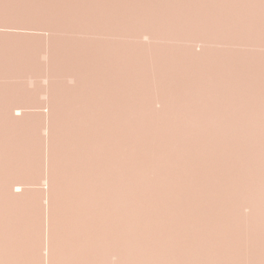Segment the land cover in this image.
I'll use <instances>...</instances> for the list:
<instances>
[{"label":"bare ground","instance_id":"1","mask_svg":"<svg viewBox=\"0 0 264 264\" xmlns=\"http://www.w3.org/2000/svg\"><path fill=\"white\" fill-rule=\"evenodd\" d=\"M22 1L35 5L30 8L23 3L19 9L13 2L14 9L1 1L5 5L0 12L10 19L41 17L48 31L47 36L40 35L49 40L50 76L72 69L77 88L69 91L73 84L65 87L67 80L62 85L61 78L63 87L51 91L46 86L47 93L52 92L46 102L53 111L49 108L50 123L43 128L40 118L45 113L38 112L36 117L30 109L36 111L38 107L31 105L39 106L37 99L45 87L39 93L27 87L38 97L10 79V70L16 74L30 68L28 48L25 43L10 48L9 40L0 42V182L4 187L9 182L7 188L13 185L16 177L10 167L19 165L15 175L20 172L17 176L22 180L20 184L17 177L16 183L25 189L14 184L13 191L26 190L25 182L30 181L29 187L42 188L34 187V192L40 193L36 203L43 204L35 207L39 204L32 198L33 186L24 191L27 194L15 191L20 197L24 193L23 200L29 204L25 215L19 195L12 197L22 211L18 205L19 210L13 209L12 189L0 188L6 191H0V264H39L36 259L41 257L46 264H67L72 255L76 257L73 264H88L85 258L91 243L106 247L95 244L96 250L109 252L107 258H116L113 264H264V0ZM59 31L91 35L65 38L63 32L54 34ZM5 33L3 37L13 32ZM92 34L111 39L92 40ZM31 35L15 34L19 39L35 34ZM193 42L203 43L200 51ZM34 61L35 65L39 59ZM38 80L34 84L40 87ZM43 105L39 108L45 109L47 104ZM179 121L191 126L179 127ZM137 133L143 137L139 141L153 146L149 143L144 150L142 141L138 149ZM249 134L257 135L248 139ZM172 137L182 149L177 144L178 151L173 147L177 142ZM170 139L175 141L173 150L168 147ZM43 147L51 148V161L45 166ZM21 165V171L27 166L28 172L21 173ZM40 166L46 168V175L42 176L44 169L36 168ZM45 199L48 204L43 203ZM42 206L48 219L39 218L53 225L47 232V224H39L41 219L36 217L43 214ZM18 211L24 217H18ZM31 212L36 216L31 217ZM32 220L44 227L43 233L38 227L32 230ZM61 222L69 224L67 229L57 227ZM34 232H39L35 239L47 233L46 240L43 236L35 240ZM41 239L46 241L43 245ZM45 247L50 254H44ZM93 258V264H103L104 256Z\"/></svg>","mask_w":264,"mask_h":264},{"label":"rangeland","instance_id":"2","mask_svg":"<svg viewBox=\"0 0 264 264\" xmlns=\"http://www.w3.org/2000/svg\"><path fill=\"white\" fill-rule=\"evenodd\" d=\"M1 1H3V3H4V1H5V4L10 3V4L7 5L8 7H9V6L12 7V6L14 5V6H13L14 9H15V6H16V5H17L16 8H19V9H20V8L22 7V4H23V3L25 4V6L27 5V7H30V8L34 7L33 5H35V4H26V2H25V1H22V0H21V2H20L19 0H11V2H10V0H8L7 2H6V0H0V5H2V6H0V7H3V6L5 5V4L3 5V3H2ZM192 1H193V0H192ZM192 1H191V2L188 1V2H190V4H191ZM220 1H221V3H222V0H220ZM244 1H246V0H244ZM251 1H252V0H250V2H251ZM13 2L16 3V5H15ZM185 2H186V0H185ZM188 2H187V4H188ZM223 2H224V1H223ZM233 2H234V1H233ZM246 2H248V0H247ZM250 2H249V3H250ZM19 3H20V5L18 6ZM193 3L195 4L194 1H193ZM193 3H192V4H193ZM234 3H235V2H234ZM24 4H23V5H24ZM40 5H43V4H40ZM46 5H47V4H44L43 6L46 7ZM49 5H50V4H49ZM51 5L53 6V5H55V4H51ZM57 5L60 6L59 4H57ZM62 5H63V4H62ZM64 5H66V4H64ZM67 5H71V4H67ZM79 5L82 6V4H75V6H79ZM83 5H84V4H83ZM86 5H88V4H86ZM20 6H21V7H20ZM47 6H48V5H47ZM13 7H12V8H13ZM76 8H77V7H76ZM77 9H78V8H77ZM91 9H92V8H91ZM89 12H91V11H89ZM89 12H88V14H90ZM78 13H79V12H78ZM95 13H96V12H95ZM0 14H1V16H0V19H1L0 22H2L3 19H5V21H6V22H5L6 24H3V23L0 24V32H1V31L4 32V33L6 32L5 34H9V33L11 34L12 32L14 33V34L12 33L11 35H7V36L4 35V37H3V35H2V34H4V33H2V34L0 35V42H1V44L3 45L5 42H7V41L9 40L10 42L8 41V45H7V46H9V44H10V48H11V47H16V48H18L19 45H20L19 48H21V47L24 46L25 44L28 45L27 47H26V45H25V48H26V50H27V48H28V50H27V52H28V57L30 58V60H31V62H32V63H31L29 59H28V60L26 59V60L29 62V65H30V68H28L29 70H28L27 68H26V69H22V70H16V74L13 73L14 70H12V71H11V70H10V71L8 70L9 72H12V73H10V79H11V77H12V79L14 80V82H13L12 79H11L12 81H11L10 79H8V81H9V82H10V81L13 82L12 84H18V82H19V84L21 85V88L24 86V88H22V90H24L26 93H31L32 95H33L34 92H36V93H39V91L41 92L42 90H44V87H45V92H46V94H48L47 96H46V94H44V93H45L44 91H43L42 93H40L41 95H40V94H36V93H34V96H38V97H39V95L41 96V99L39 98L40 101H43V102H44V100H45V102H44L45 104H44L43 102H40L39 99H37V101H38L40 107H41V105H43V104H44L45 106H46V104H47L46 107L43 105V106L45 107V109H44L43 107H42V108H43V109H42V108H39V106H36L37 103H36V104L34 103V105H33V104H32V100H29V101H30L29 103L32 104V105H31V104H30V105L33 106V109H35V107H38V108H36V111H37V112H36L35 110H32V109H30V112H31V111L35 112L34 115L38 114V112H40V113H41V112H44V113H45L46 116L43 114V117H42V118L44 119V116H45L46 121H45V119L43 120L42 118H40V116H41L42 113L38 115V118H40V121H43L42 123H43L44 125L46 124L45 126L41 124L42 127L45 128V127H47V126L49 125V123H50L49 120L51 119V117L49 118V116H50V112H49V111L52 109L50 103H47L48 100L50 99V98H49V95H50L52 92L49 93L50 91H49V89H46V86H49V87H47V88H50V90L53 91V88H54V87H56V86H60V85L62 84V81L66 79L67 82H65V83H67V85H66L65 87H68V85L72 83L73 85H69V87H70V86H71V87L74 86V88H73V87H72V88H71V87H70V88L68 87V90H69V91H73V90H75V88H77V87H75V85H74L75 78H72V77L75 75V71L72 70V69H70V70H66L67 72H63V71H62V73L59 72V74H61V75L63 74V76H61V75H59V74H58L59 76H55L57 79H58V77H59L58 80H56L55 77H51V76H50L51 68H50V66L48 65L49 62H48V64H47V61L49 60V57H47V56H48L47 53L49 52V50H48V49H49V40L46 39V37L43 36V35H45L46 33H48V31H46L47 27H46L45 25H43V21H44V20H43L41 17H39V19H38V17H36V16H32V17H27V16H26V17L28 18V19H26L25 16H22V17H19V18H17V17L15 16V17H16V20H17V19L19 20L20 18H25V19H24V20H25V21H24L25 23L22 22L23 19L21 20V22H20V20H19V23H18V21L15 20V17H13V19H10L8 16L5 15L6 13H2V12H0ZM94 15H96V14H94ZM96 16H97V15H96ZM1 17H5V18H1ZM6 17H8V18H6ZM34 17H35L36 19H35ZM11 18H12V17H11ZM33 18H34V20H33ZM59 18H60V17H59ZM7 19H8V21H7ZM9 19H10V20H9ZM29 19H30V20H29ZM61 19H62V18H60V20H61ZM11 20H13V21H11ZM14 20H15V22H17V23H15L16 27H18V26L21 25V23H22V24L24 25V26L22 25V27H23V28H26V29H25V30H24V29L21 30L22 27H20V26H19L20 28L18 27V28L15 29V28H14L15 25L13 26V24H14ZM26 20H27V21H26ZM32 20H33V21H32ZM36 20H37V21H36ZM62 20H63V19H62ZM9 21H11L10 23H12V24H10ZM34 21H35L36 23H35ZM41 21H42V22H41ZM27 22H28V23H27ZM31 22H32V23H31ZM7 23H8V24H7ZM37 23H38L39 25H38ZM40 23H41V24H40ZM9 24H10V25H9ZM17 24H18V25H17ZM36 24H37V26L39 27V29H38V27H35ZM1 25H4V27L1 26ZM11 25H12L13 27H12ZM26 25H28V27H27ZM30 25H32L33 28H32ZM5 27H7V28H5ZM8 27H11V28L8 29ZM29 28H30V29H33V30H30ZM35 28H36L37 30H35ZM7 30H8V31H7ZM10 30H11V31H10ZM39 30H41V31H39ZM20 31H21V33L23 32L24 34H27V35H30V36H32L31 34H35V35H33V36H34L33 38H31V37H30L29 39L24 38V39L27 41V43H26V41H25L23 38H21V39H22V40H21V39H19V37H16V36H15V34L20 33ZM36 31H37V32H36ZM43 31H44V32H43ZM15 32H16V33H15ZM45 32H46V33H45ZM61 32H63V34L65 33L64 31H61ZM61 32L59 31L60 35H59L58 32H56V33H54V34H55L56 36H62V33H61ZM28 33H29V34H28ZM40 33H42L43 35H40ZM66 33L68 34V36H65V35H67ZM66 33H65L64 36H62V37H65V38H66V37H70V36L72 37V35H73V36H76V35H77V37L79 36L78 38H81V35H82L81 33H74V34H71V33L69 34V32H66ZM78 34H79V35H78ZM80 34H81V35H80ZM13 35H14V37H15L16 39L13 37ZM36 35H37V36H36ZM39 35H40V36H39ZM69 35H70V36H69ZM89 35H91V34H88L87 36H89ZM92 35H93V37H92V36H90V37L92 38V40H94L95 35H94V34H92ZM102 35L105 36V34H102ZM35 36L37 37V39L35 38ZM45 36H47V34H46ZM87 36L84 35V33H83L82 38H83V37H86V38H87ZM97 36H98V37H97ZM97 36H96V37L99 38L100 35H97ZM2 37H3V39H2ZM9 37H12L11 40H10ZM38 37H39V38H38ZM77 37H76V38H77ZM90 37H89V40H91ZM96 37H95V40H96ZM17 38H18V40H17ZM82 38H81V39H82ZM86 38H84V39H86ZM101 38H103V36L100 37L99 40H98V39H97V40L100 41ZM105 38L108 39V41H109V39H111L110 37L105 36L101 41H104ZM4 39H7V40L4 41ZM12 39H13V40H12ZM14 39H15V40H14ZM34 39H35L37 42L39 41L40 44H39V42L37 43ZM39 39H40V40H39ZM28 40H30V41H28ZM32 40H33V41H32ZM46 40H48V41H46ZM144 40L147 41L148 38H144ZM16 41H18V42H20V43H18V42H16ZM21 41H23V42H21ZM24 41H25V42H24ZM67 41H68V40H67ZM105 41H106V40H105ZM3 42H4V43H3ZM31 42L34 43V44H31ZM35 42H36V43H35ZM45 42H46V43H45ZM47 42H48V44H47ZM22 43H23V44L25 43V44L23 45ZM41 43H43V44H41ZM68 43H69V42H68ZM97 43H101V44H102V42H97ZM1 44H0V45H1ZM17 44H18V46H16ZM29 44H30V45H29ZM38 44L41 45V46L45 44V45H48V47H47V46H43V47H46V48H43V47L39 46ZM192 45H193L194 47H196V49H197L198 51H200V49H201L202 46H203V43H202V42H193ZM7 46H5V47L7 48ZM33 46H34V49H33ZM37 46H39V47L37 48ZM218 47H219V48H220V47L223 48L224 46L222 47V45H221V46H218ZM47 48H48V49H47ZM224 48H225V47H224ZM13 49H14V48H13ZM32 49H33V50H32ZM46 49H47V50H46ZM11 50H12V49H11ZM29 50H30L31 52H30ZM34 50H36L35 53H34ZM37 50H38V52H37ZM43 50H44V51L46 50L45 53H44ZM42 51H43V52H42ZM36 52L38 53L37 55H39V53H40L39 56H41V57L38 56V57H39V58H38L37 55H36ZM31 53H32V54H35L34 59L32 58L33 55H32ZM30 54H31V55H30ZM43 54H45V55H43ZM69 54H70V53H69ZM29 55H30L31 57H30ZM45 56H46L47 58H46ZM31 58L33 59V61H34L35 59L38 58L39 61H38V59H37V60H35L34 62L38 61V62H37L38 65L40 64L39 67H40V68H43V69L40 70V69L38 68V66H37V63L34 65V64H33V61H32ZM40 58H43V59H42L43 63H44V61H46V59H48V60L44 63V65H43V63H42V65H41V63H40V62H41V61H40L41 59H40ZM31 64H32V65H31ZM46 64H47L48 66H47ZM33 65H34V66H33ZM36 66H37V70H33V69H36ZM41 66H43V67H41ZM44 66H45V68H46V66L48 67V68H46V69H48V71L44 68ZM33 67H34V68H33ZM49 69H50V72H49ZM32 70H33V71H32ZM18 71H20V72H18ZM34 71H35V73H34ZM41 71H43V72H41ZM17 72H18V73H17ZM68 72H70V73H68ZM66 73H68V74L66 75ZM33 74L37 75V79H39L38 81H40V79H41V82H40V83H39V82H36V83L39 84L40 87H38L37 84H36V85L34 84L35 81H37V79H34L33 77H31V76H33ZM35 75H34V76H35ZM68 75H69V78H68ZM13 76H14V77H13ZM65 76H67V77L65 78ZM16 77H17V78H16ZM8 78H9V76H8ZM24 78H25V79H24ZM26 78H27V79L31 78V79H29L31 82H30L29 80H26ZM60 78L62 79V81H61ZM67 78H68V79H67ZM71 79H72V80H71ZM21 80H22V81H21ZM23 80H24V81H23ZM34 80H35V81H34ZM59 80H60V81H59ZM66 80H65V81H66ZM25 81H26V82H25ZM28 81H29V82H28ZM55 81H56V83H55ZM57 81H58V82H57ZM68 81H69V82H68ZM11 82H10V83H11ZM24 82H25V83H24ZM32 82H33V83H32ZM59 82H60V83H59ZM41 83H42V85H44V86H42ZM47 83H49V85H48ZM65 83H64V81H63V84H62V85H65ZM24 84H26V85H24ZM28 84H29V86H28ZM55 84H57V85H55ZM58 84H59V85H58ZM1 85H3V84H1ZM62 85H61V87H63ZM27 87H28L29 90H31V91H32V90H33V91L35 90V91H34L33 93H32L31 91L28 92ZM36 87H37V89H39V90H36ZM42 87H43V89L41 90L40 88H42ZM65 87H64V88H65ZM30 88H31V89H30ZM32 88H33V89H32ZM72 89H73V90H72ZM46 90H48L49 92L47 93ZM37 91H38V92H37ZM31 94H30V95H31ZM35 94H36V95H35ZM42 95H44L45 97L42 96ZM38 97H36V98H38ZM36 98H35V99H36ZM47 99H48V100H47ZM46 100H47V102H46ZM34 102H35V101H34ZM40 104H41V105H40ZM31 106H29V107H31ZM31 108H32V107H31ZM49 108H50V110H49ZM37 109H39V110H37ZM40 109H41V111H40ZM52 111H53V109H52ZM33 112H31V113H33ZM46 113H47V114H46ZM51 115H53V112H52ZM47 116H48V118H46ZM36 117H37V115H36ZM47 120H48V121H47ZM38 121H39V120H38ZM40 121L38 122L39 125H40ZM44 121H45V123H44ZM46 122H47V123H46ZM179 122H181V124H180ZM179 122H178V123L180 124L179 127L183 126L182 124L185 125V123H186L185 121H184V122H183V121H179ZM182 122H183V123H182ZM227 123H228V122H227ZM237 123H238V122H237ZM187 124L191 126V123L187 122L186 125H187ZM240 124H241V123H240ZM41 125H40V126H41ZM237 125H238V127H239V124H237ZM190 126H186V127H187V128H188V127L190 128ZM240 126H243V125L241 124ZM245 126H246V125L244 124V127H245ZM138 127H139V124H137V129H139ZM183 127L185 128V126H183ZM183 127H182V128H183ZM244 127H243V129H244ZM189 128H188V130H190V131L193 130V129H189ZM240 128H242V127H240ZM43 130H44L45 133L43 132ZM159 132H160V131H159ZM41 133H43L44 138L48 136V135H47L48 132H47L45 129H42V128H41ZM41 133H40V134H41ZM137 135H138L137 140H138L139 136L142 137L141 134H138V133H137ZM158 135H160V134H158ZM251 135H252V136H250V134H249L250 137L248 136L247 138L250 139V138L252 137V139H253V135H254V137H256L257 134H256V135H255V134H251ZM41 136H42V135H41ZM194 136H196V137H195L196 140L199 139V141H201V140L203 141V138L200 140V138L202 137L200 134L198 135L200 138H199L197 135H194ZM197 137H198V138H197ZM142 138H143V137H142ZM174 138H175V137H174ZM174 138L172 137V140H174ZM48 139H50V138H48ZM140 140H141V138H140ZM142 141L145 143V145H143L144 143H143ZM175 141H176V138H175ZM175 141H172V142H171V139H170L171 144H170V142H167V143L169 144V146H168L167 144H166V145H167L168 147H170L171 150H173V149L175 148V149L178 151V148H177V147H174V145L177 144V145H179L178 147L181 148V145H180L181 143H180V142H177V141H176L177 143H173V142H175ZM45 142H46V139L44 140V144H45ZM137 142H138V143H137V146H138V144L141 142V143L139 144V146H141V144H142V145H143V146H142L143 149L146 148V147L148 146V144L150 143V142H149V143H146L145 140H141V141L138 140ZM46 143H48V142H46ZM49 143H50V141H49ZM172 143H173V147H174V148L172 147ZM178 143H180V144H178ZM151 145L153 146L152 143H150V146H151ZM170 145H171V146H170ZM139 146H138L137 148H138V149H142V148L139 147ZM145 146H146V147H145ZM45 147H46V144H45ZM148 148H149V147H147L146 149H148ZM180 148H179V150L182 149V148H181V149H180ZM49 149H51V148H47V150H46V149H44V147H43V150H44L43 154L46 152V153L44 154L45 157H44V155H43V159H42V161H43L44 159L46 160V161H45V160L43 161V165H44V166L46 165L47 162H48V164H49V161H51L50 156H49ZM144 150H145V149H144ZM239 151H240V149H239ZM184 153L186 154V152H184ZM184 153H183V156H186ZM46 155H47L48 157H47ZM46 157H47V159H46ZM183 158H185V157H183ZM186 158H187V157H186ZM49 159H50V160H49ZM152 161H153V160H152V158H151L150 162H152ZM44 162H45V163H44ZM16 165H17V164H15V165H13L12 167H10L11 174H13V173H12V170L14 169V171H13L14 174H13V175L16 177L15 180H14V178L11 177V178L14 180V181H13V180H12V181L15 182V183H12V182H11V184H13V185H14V184H15V185L17 184V183H16V182H18V181L16 180L17 177H18L17 175L20 174V172H19L18 174L15 175V172H16V171H17V172L19 171V168H18L19 165H17V166H16ZM44 166H43L42 168H41V166H40V167H36L39 171H42L41 169H44V170H43V173H44V174H43V175L41 174L42 176L46 175V174H45V173H46V172H45L46 168H44ZM8 167H9V166H8ZM20 167H22V165H21ZM30 167H31V166H30ZM30 167H29V170H30ZM17 168H18V169H17ZM25 168H26V169H25ZM25 168H24V169L27 171L28 167L26 166ZM33 168H34V167H32V169H33ZM36 168L34 169V171H36ZM40 168H41V169H40ZM0 169H1V168H0ZM21 170H23V167H22V169L20 168V171H21ZM25 170H24V171H21V173L25 172ZM32 171H33V170H32ZM32 171H30V172H32ZM34 171H33V172H34ZM39 171L35 172L37 177H38V175H40V174H39ZM27 172H28V171H27ZM33 172H32V175H33V174L35 175V173H33ZM25 173H26V172H25ZM41 173H42V172H41ZM1 174H2V171H1ZM30 174H31V173H28V175H30ZM24 175L26 176V174H23V176H24ZM32 175H31V178H32V179H30V180H33V176H32ZM41 175H40V176H41ZM14 176H13V177H14ZM23 176H22V177H23ZM25 176H24V178H25ZM40 176H39V178H41ZM37 177H36V178H37ZM26 178H27V176H26ZM29 178H30V176H29L27 179L29 180ZM34 178H35V176H34ZM20 179L22 180V178L18 177V180H19V181H20ZM24 180H26V179H23V181H24ZM34 180H35V179H34ZM0 181L2 182V180H0ZM6 181H7V180H6ZM35 181H36V180H35ZM1 182H0V183H1ZM27 182H29V183H27ZM27 182H25L26 185H27V187L32 189V186H33V185H32L31 187H29V185L31 184V182H30V181H27ZM41 182H42L41 184H42V185H45V188H46V186H47V180H44V179H43V181H41ZM6 183H7V182H6ZM22 183H24V182H22ZM25 183H24V184H25ZM8 184H9V182L7 183V185H8ZM11 184H10V185H11ZM20 184H21V181H20ZM20 184L18 183L17 185L20 186ZM3 185H4V182H3ZM3 185H2V183L0 184V188H1V189L4 187ZM5 185H6V184H5ZM7 185H6V186H7ZM13 185H11L12 187H11V186L8 187L9 189H8L6 186H5V187H6L7 189H6L5 187H4V188H5L6 190H9V192H10L11 189H12V191L14 190V189H13ZM15 185H14V186H15ZM22 185H23V184H22ZM22 185H21V186H22ZM1 186H2V187H1ZM18 186H17V187H18ZM21 186H20V187H21ZM23 186H24V185H23ZM23 186H22V188H23ZM38 186H39V185H38ZM34 187H35V185L33 186V190H32V192H34L35 190H36V191H40V190H42V188H40V190L38 189L39 187L36 188L37 185H36V187H35V188H36L35 190H34ZM40 187H42V186H40ZM10 188H11V189H10ZM14 188H15V187H14ZM28 188H27V189H28ZM16 189H17V188H16ZM24 189H25V186H24ZM24 189H23V190H24ZM27 189H26V190H27ZM18 190L22 191L21 188H19ZM18 190H17V191L15 190V191L18 192ZM26 190H24V191H26ZM28 190H30V189H28ZM0 191H1V190H0ZM3 191H4V190H3ZM3 191H1V192H3ZM15 191L12 192L13 195H11V194H12L11 192H10V195H9L8 192H7V195H9V197L11 196V199H12V200L10 201V198H7L6 201H8V199H9V201H10L11 203H13V202H14L13 200H15V199H14V198H15L14 196L17 195V196H16V199L18 198V195H19V194H16V195H15ZM24 191H22V192H24ZM36 191H35V192H36ZM1 192H0V193H1ZM4 192L6 193V191H4ZM26 192H27V191H26ZM26 192H24V193H26ZM30 192H31V191H28V193H30ZM35 192H34V193H35ZM41 192H43V194H45V191H44V190L41 191ZM18 193H19V192H18ZM24 193H23V195H24ZM34 193H32V198L35 199V200H37V201H34V203H35V204H39V203H36V202H39V200L36 199V198H38V196L40 195V193H39L38 195L35 193V194L37 195V196H34L35 198L33 197V195H35ZM26 194H27V193H26ZM41 194H42V193H41ZM43 194H42V196H41L39 199L43 198ZM1 195H2V194H1ZM4 195H5V194H3L2 197H4ZM7 195H5V197H6ZM23 195H22V197H20V195H19L20 198H18V199H20V201L23 203L22 205H25V206H24L25 208L23 209V208L21 207L22 205L19 204L20 202L18 201V203H17V202H14V203H16V205L13 203V205H15V207L13 206V207H14L13 209H15L16 207L19 206V209L21 208V209H20L21 211H22V209H23L24 212H25L24 214L26 215V213H27L28 211H30V209H29L28 206H27L28 209L26 208V205H29V204H28V203L25 204L26 201L23 200V199H24ZM28 195H29V194H28ZM12 196H13L14 198H13ZM21 199H22L24 202H23ZM41 200H42V199H41ZM12 201H13V202H12ZM15 201H16V200H15ZM10 202H9V205H10ZM32 202H33V201H32ZM40 203H42V202L40 201ZM43 203H44V204H48V200L45 199V200L43 201ZM17 205H18V206H17ZM41 205H43V204H39L38 206H35V207H37V209H39L38 207H39V206L41 207ZM10 206H11V205H10ZM19 209H15V210L17 211V210H19ZM25 209L27 210V212H26ZM40 209H41L42 212H43V209H44L43 206H42V208H40ZM41 210H40V211H41ZM13 211H14V210H13ZM21 211L15 212V213H19V212H20V214H16V215H18V217H20L19 215L23 214V212H21ZM33 211H34V213L36 212L35 214H37V215H41V213L38 214L39 211H35V209H34ZM33 211H32V212H33ZM247 211H248V210H247ZM247 211H246V212H247ZM32 212L30 213L31 215L33 214ZM44 212L46 213V210H45ZM44 212H43V214H42L41 216H36V215L33 214L31 217H34V216H36L37 218L42 217L43 219L47 220V219H48V218L46 217L47 214H45ZM2 214H4V213H2ZM12 214H13V213H12ZM44 214H45V215H44ZM21 216H22V215H21ZM44 216H45V218H44ZM1 217H2V216H1ZM3 217H6V218H7L6 215H3ZM22 217H24V215H23ZM11 218L14 219V218H17V217L14 216V217H11ZM20 218H21V217H20ZM37 218H36V219H37ZM42 218H39V219H41V221H39V220H37V221H39V222H38L39 224H41V223H43V224H47L46 226H44L45 228H44V227H39L40 225H39L38 223L35 224V223L33 222L34 220H32V222L34 223V226H32V230H33V231L36 230L37 227H38L39 230H40V233H43L42 231H43L44 229H46V232H47V230L49 229V227H53V225H52V226L49 225V222H48V221H46V223H45V220H42ZM62 218H63V215H62ZM31 219H34V218H31ZM31 219H30V221H31ZM36 219H35V221H36ZM64 220H65V219H64ZM42 221H43V222H42ZM40 222H41V223H40ZM47 222H48V223H47ZM33 223H32V225H33ZM43 224H42V225H43ZM65 224H66V223H65ZM65 224L61 222V224H60L59 226H57V227H58L59 229H62L63 227H65V229H67V226H69V224H66V225H65ZM35 225H37V226H35ZM42 225H41V226H42ZM63 225H64V226H63ZM8 227H9V226H8ZM8 227H7V228H8ZM10 227H13V226L11 225ZM10 227H9V228H10ZM91 227H92V226H91ZM97 227H98V226H97ZM42 228H44V229L41 231ZM47 228H48V229H47ZM95 228H96V227H95ZM63 229H64V228H63ZM243 230H244V229H243ZM36 231H37V230H36ZM46 232H45V233H46ZM238 232H239V231H238ZM244 232L247 233V230H244ZM36 233L38 234L39 232H36ZM36 233H35V232L33 233V234H34L33 238L36 237V236H35V235H37ZM240 233H242V230H241ZM246 233H243V234L245 235ZM237 234H238V233H237ZM243 234H241V236H243ZM44 235H45V234H39L38 236H41V237L43 236V239L46 240V238H44V237H46L47 233H46L45 236H44ZM238 235H239V234H238ZM238 235L235 234V236H238ZM38 236H37V237H38ZM41 237H38V238H41ZM238 237H240V236H238ZM38 238H36V239L38 240ZM34 239H35V238H34ZM36 239H35V240H36ZM238 239H241V238H238ZM47 240H48V239H47ZM39 241H40V240H39ZM39 241H34V243H36V244L38 243V244H39L40 242L42 243L43 240L41 239V241H40V242H39ZM45 242H46V241H45ZM45 242H43L42 245H43ZM41 243H40V245H41ZM61 244H62V243H61ZM95 244H96V243H94V244L91 243V246H90V247L92 248L93 245H95ZM99 244H100V243H99ZM99 244L97 243L96 245L99 246ZM101 244H102V243H101ZM242 244H244V242H243ZM62 245H63V244H62ZM96 245L93 247L95 250H93V248L91 249V248L89 247V251H91V252L88 251V253H90V254H89V255L86 254V256H89V257H88V258H85V260H87V262H88V261L91 262V263L88 262V264H93V263H94L93 261H94L96 258H93V257L96 256L97 258H100V259H101V258H103V256H104V258H105V254H106V258H105V259H106V261H108V259H109V261H108L109 263L106 262V261H103V259H104V258H103V259H101L102 262H103V264H104V263H105V264H113V261H115L116 258L114 257V258L112 259V257L110 258L109 256H108V258H107V254H108V255H110V254H109V252L106 253V251H105V252L103 251V250H105V248H106L105 245L103 244V246H104L105 248H103L102 245L99 246L100 248L102 247L103 250H100L98 247H97L98 250H96V248H95ZM46 247H47V246H46ZM46 247H45V249H43V250H45V251H44V254H45V255H48V254L51 253V252H50L51 250H50V249H47L48 247H47V248H46ZM66 248H67V247H66ZM62 249H63V248H62ZM67 249H68V248H67ZM49 250H50V251H49ZM63 250H64V252H65L66 254H65L64 252H63V253H64L65 255H68V254H67V251H65L66 249L64 248ZM106 250L108 251L109 249H106ZM99 251L101 252V254L99 253ZM49 252H50V253H49ZM68 252H69V249H68ZM94 252H96L97 254L99 253L100 255L98 256L96 253H95L96 255H94V254H93ZM102 252H103V253H102ZM42 253H43V252H42ZM44 254H43V255H44ZM69 254H70V252H69ZM91 254H92L93 256H92ZM102 254H104V255H102ZM90 255H91V256H90ZM101 255H102V256H101ZM68 256H69V255H68ZM68 256H67V257H68ZM100 256H101V257H100ZM110 256H111V255H110ZM71 257H74V259H72V258H70V259H72V260L68 259V260H70L71 262L69 261L67 264H69V263L73 264L72 262L76 261V260H75V258H76L75 255H74V256L72 255ZM41 258H42V259H39V258H38V259H36V260H38V261L40 260L39 264H41V262H42L43 264H46V260L44 261L43 257H41ZM68 258H69V257H68ZM90 258H93L94 260H91ZM29 259H33V258H29ZM34 259H35V258H34ZM66 259H67V258H66ZM66 259H62V262H63V260L67 262ZM105 259H104V260H105ZM92 262H93V263H92ZM95 262H96V261H95ZM51 263H52V262H51ZM51 263L48 262L47 264H51ZM63 263H65V262H63ZM63 263H61V264H63ZM75 263H76V262H75ZM52 264H53V263H52ZM65 264H66V263H65ZM77 264H78V263H77Z\"/></svg>","mask_w":264,"mask_h":264}]
</instances>
